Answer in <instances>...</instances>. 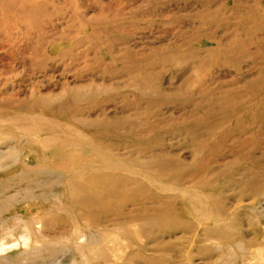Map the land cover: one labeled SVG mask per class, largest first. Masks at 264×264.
Here are the masks:
<instances>
[{"label": "rangeland", "instance_id": "374dc122", "mask_svg": "<svg viewBox=\"0 0 264 264\" xmlns=\"http://www.w3.org/2000/svg\"><path fill=\"white\" fill-rule=\"evenodd\" d=\"M0 250L264 264V0H0Z\"/></svg>", "mask_w": 264, "mask_h": 264}, {"label": "bare ground", "instance_id": "6f19581e", "mask_svg": "<svg viewBox=\"0 0 264 264\" xmlns=\"http://www.w3.org/2000/svg\"><path fill=\"white\" fill-rule=\"evenodd\" d=\"M4 247V246H3ZM6 247V246H5ZM5 250H0V252H4ZM2 254V253H1Z\"/></svg>", "mask_w": 264, "mask_h": 264}]
</instances>
